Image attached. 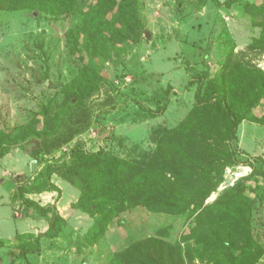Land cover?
Instances as JSON below:
<instances>
[{
  "label": "rangeland",
  "instance_id": "374dc122",
  "mask_svg": "<svg viewBox=\"0 0 264 264\" xmlns=\"http://www.w3.org/2000/svg\"><path fill=\"white\" fill-rule=\"evenodd\" d=\"M97 2L80 0L73 17L49 14L28 2L14 11L0 2V144L4 145L0 151L7 149L0 160V239L5 243L0 252L5 254V264H26L17 258L20 235L48 230L47 220L34 218L21 201L12 200L17 188L14 177L23 175L25 183H33L44 164L69 163L74 148L144 163L165 132L180 125L192 110L198 85L196 80L191 86L188 83L195 75L207 73L214 79L233 50L236 64L264 70V52L251 49L262 29L246 6L264 8L263 0H236L223 7L213 0H138L142 29L131 15H124L116 26L90 36L93 27L80 31L79 26ZM90 79H100L101 86L86 101L91 115L88 130L62 150L32 157L26 150L36 147L34 141L39 143L36 151L42 148L32 131H41L44 119L54 118L66 88L82 91ZM154 112L161 114L151 117ZM72 126L68 121L64 130ZM209 142L217 151L216 141ZM232 148L242 163L252 161L264 172V164L256 161L264 159V126L244 121ZM63 172L53 176L62 194L55 192L52 204L68 227L55 240L42 239L43 255L35 254L43 256L40 264H223L227 256L238 253L248 228L261 236L263 256L257 264H264V180L253 177L254 170L242 172L249 173L252 181L247 200H254L255 208L250 212L228 201L219 188L206 201L212 203L219 196L227 210L248 218L250 225L240 221L233 233L230 249H221L213 231V240L183 244L188 213L157 214L143 207L123 213L105 238L92 245L85 237L92 222L71 207L80 191L62 179ZM34 200L48 204L40 197Z\"/></svg>",
  "mask_w": 264,
  "mask_h": 264
},
{
  "label": "trees",
  "instance_id": "16d2710c",
  "mask_svg": "<svg viewBox=\"0 0 264 264\" xmlns=\"http://www.w3.org/2000/svg\"><path fill=\"white\" fill-rule=\"evenodd\" d=\"M79 1L0 0L5 6L10 4L14 11L22 9L28 2L46 13L67 17L76 15ZM97 1L98 4L85 14L80 31L93 27L89 32L93 36L116 26L117 20L124 15H131L137 26L143 28L137 13L138 0ZM213 1L218 7H223L231 6L236 0ZM246 6L250 13L254 11L255 24L262 29L260 38L254 41L251 49L264 52V8L249 3ZM233 51L228 55L226 67L214 79H209L207 73H201L189 81L188 86L193 85L195 80L198 85L192 110L180 125L165 132L144 163L126 161L103 151L87 153L74 148L69 163L44 164L42 173L33 183H25L26 177L23 175L14 177L12 182L17 188L12 200L21 201L26 212H33L34 218L48 222L47 232L40 235L25 233L17 238L16 243H20L17 258L30 264L28 255L42 253L43 238L55 240L68 227L67 219L62 217L56 205L42 206L27 197L45 192H56L60 197L62 191L53 182V176L60 170L64 171L61 175L59 173L62 179L80 191L72 209L92 219L91 229L85 236L92 245L105 238L110 225L120 220L123 213L143 207L157 214L188 213L190 222L181 237L183 244L192 240L201 243L202 238L211 239L210 233L213 231L218 234L215 239L221 249L234 247L232 235L242 223L240 221L250 225L248 218L245 214L227 210L219 196L212 203L206 204V201L225 182L229 168L249 166L252 172L254 170L253 177L264 180V172L252 161L242 163L232 148V142L244 121L264 126V113L260 109L261 106L264 109V70L236 64ZM83 86L84 90L76 92L66 88L63 91L65 100L54 109V118L44 119L41 131H32L31 136L39 138L42 144L40 151H36V147L26 150L32 157L62 150L88 130L91 115L87 111L86 101L99 91L101 80L90 79ZM159 114L154 112L151 117H158ZM68 121L73 126L65 131ZM10 138L8 135V140ZM208 140L216 141L219 145L217 151L212 149ZM3 146L0 144L2 149ZM6 151H0V160L7 155ZM256 161L264 164L262 158ZM248 178L239 179L233 187L218 190L228 201L246 212L255 208V201L247 200L248 188L252 187V181ZM248 230L249 234L243 239L238 253L227 256L223 264H257L260 261L263 256L259 244L261 236L255 235L251 228ZM222 231H225L224 236L221 235ZM3 246L5 243L0 241V247Z\"/></svg>",
  "mask_w": 264,
  "mask_h": 264
},
{
  "label": "crops",
  "instance_id": "0c3cea01",
  "mask_svg": "<svg viewBox=\"0 0 264 264\" xmlns=\"http://www.w3.org/2000/svg\"><path fill=\"white\" fill-rule=\"evenodd\" d=\"M60 189H62V187L61 186H58ZM54 193L55 192H45V193H43V194H34V195H28L27 197L29 198V199H31V200H33V201H35L36 202V200H34V197L35 198H38V197H40V198H42V199H46V204L48 203V204H52V202H53V197H54ZM38 203V202H37ZM40 203V202H39ZM47 204V205H48ZM40 205H42V204H40ZM42 206H46V205H42ZM59 206V205H58ZM58 208V207H57ZM84 217H87V219H89L91 222H92V219L90 218V217H88V215H83ZM24 217V216H23ZM34 220H37V219H34ZM70 222V221H69ZM70 224V223H69ZM33 234H36V233H33ZM0 241H1V239H0ZM52 241V240H51ZM44 245V242L42 241V246ZM1 249H5V246H3V247H0V250ZM42 252H43V250H42ZM42 255H43V253H42ZM42 255H40V256H38V255H35V254H30V255H28V260H31L32 259V261L33 260H36L37 261V263L36 264H40V262H41V260L43 259L42 257ZM4 257H5V254L4 253H1L0 252V259H1V262H0V264H5V261H4ZM40 261V262H39ZM6 264H8L7 262H6Z\"/></svg>",
  "mask_w": 264,
  "mask_h": 264
},
{
  "label": "built area",
  "instance_id": "2783aa9c",
  "mask_svg": "<svg viewBox=\"0 0 264 264\" xmlns=\"http://www.w3.org/2000/svg\"><path fill=\"white\" fill-rule=\"evenodd\" d=\"M243 169H248V172L252 171L251 167H237L227 169L225 175V182L221 185L219 191H222L228 187H233L239 179L247 176L249 173H242ZM235 170H237V172H235Z\"/></svg>",
  "mask_w": 264,
  "mask_h": 264
},
{
  "label": "water",
  "instance_id": "95a60500",
  "mask_svg": "<svg viewBox=\"0 0 264 264\" xmlns=\"http://www.w3.org/2000/svg\"><path fill=\"white\" fill-rule=\"evenodd\" d=\"M149 37V36H147ZM34 143H36V147L38 148L39 147V143L37 141H34Z\"/></svg>",
  "mask_w": 264,
  "mask_h": 264
}]
</instances>
